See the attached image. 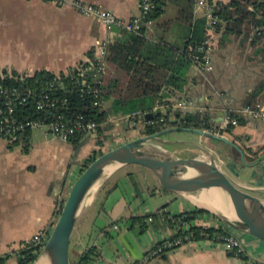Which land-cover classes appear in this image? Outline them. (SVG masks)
Returning <instances> with one entry per match:
<instances>
[{
	"label": "crops",
	"instance_id": "obj_1",
	"mask_svg": "<svg viewBox=\"0 0 264 264\" xmlns=\"http://www.w3.org/2000/svg\"><path fill=\"white\" fill-rule=\"evenodd\" d=\"M84 1L100 5L123 19L139 14L137 0ZM179 3V0H167L159 22L174 18ZM194 12L197 16L204 15L203 9H196L195 5ZM162 25L156 24L157 28L150 33H158L162 28L168 42L180 44L184 40L186 24L172 21L169 26ZM146 27L153 28V22ZM128 35L117 27L107 31L101 23L69 5L47 0H0V70L32 74L45 69L59 73L90 62L92 56H101L105 60V73L106 68L112 67L106 60L107 46ZM250 39L241 34L222 35L221 30L211 34L212 68L203 71L194 63L187 64L181 88L164 90L166 94L161 101H169L171 106L157 99L152 108L168 118H177L176 122L168 121L166 127L184 126L176 110L207 113L213 127L217 123L213 120L225 115L218 110L235 111L245 104L248 93L264 82V39L262 43ZM101 47L105 50L103 55L99 54ZM256 97L264 101V87ZM107 105L105 102L104 106ZM107 120L112 127L103 131L106 150L144 134V124L135 114L110 115ZM242 120L225 131L224 136L239 145L246 161L251 162L264 153V117H242ZM41 130L42 137L37 136L35 141L31 131L26 152L22 150V142H16L20 136L8 143L12 146L0 137V254L17 248L40 230L50 231L58 200L65 197L80 172L77 161L82 148L75 154L76 146L69 141H61L48 130ZM97 137L84 145H96ZM161 137L170 140L163 146L175 152L194 149L188 143L190 140L201 143L214 153L235 186L264 200V156L251 166L244 164L230 145L195 132L171 131ZM60 142L67 149L62 157L50 151ZM38 151L46 153L39 158ZM194 152L204 159L202 154ZM130 164L135 166L132 170L122 172L129 165L125 164L106 175L91 193L90 202L81 207L70 237V260L88 246H95L99 255L92 264H264V242L233 229L228 230L240 239L247 259L229 254L222 243L210 239L187 241L146 259L153 245L173 235L165 216L192 210L194 205L183 194L165 188L147 167ZM150 215L152 222L144 219L143 226L135 219ZM195 223L221 224L212 214L201 216ZM43 262L46 263L43 259L39 264ZM6 264H17L16 258L11 256Z\"/></svg>",
	"mask_w": 264,
	"mask_h": 264
},
{
	"label": "trees",
	"instance_id": "obj_2",
	"mask_svg": "<svg viewBox=\"0 0 264 264\" xmlns=\"http://www.w3.org/2000/svg\"><path fill=\"white\" fill-rule=\"evenodd\" d=\"M166 1L156 0V5L149 14L153 22V28L143 26L138 33L128 32L129 35L126 39L113 41L107 46L106 60L112 67L106 68V72L102 74L99 81L93 78L91 71L85 76V83H81L80 80L76 82L74 79H76L78 71L75 67H71L67 74L60 72V78H57L54 82L56 89L53 90V94L59 98L66 99L60 109L65 118L70 119L76 114H82L86 119L96 121L98 124L96 129L98 137L95 142L98 146L103 145L105 137L103 131H107L112 127L111 122L107 120L110 115L125 116L135 114L137 120L140 119L144 124V133L158 131L168 123L167 114L153 111L152 108L157 99L161 101L165 96V88H181L184 83L182 75L185 66L193 63L190 53L195 52L196 46L204 42L209 32L206 26V16H197L194 12V0H179L180 8L174 18L162 20V23H160L159 19L161 17L159 16L164 12ZM210 1L211 4L214 3L211 15L216 18V31L221 30L222 35L232 33L235 36L241 34L244 38L250 36V42L262 43V39H264V0ZM172 21L186 24L187 31L184 40L180 44L168 42L165 39V32L162 28H160L158 33L153 35L150 33L151 29L157 28L156 24L169 26ZM262 47L264 49V43H262ZM196 53L201 55V52ZM91 61L93 63L96 62V58L92 56ZM182 66L184 67L181 70ZM12 73L18 75L15 71ZM23 74L28 75L26 76V82L14 81L13 79H7L6 82L24 87L28 84L35 85L36 80L48 81L55 77L53 72L45 69L37 70L32 74ZM263 87L264 82H261L249 92L244 105H254V103L259 101L256 96ZM94 89H97L98 92H93ZM94 101H98V104H95ZM105 102H108L107 106H104ZM161 102L171 106L169 101ZM145 111L150 113L151 116L145 118L144 114L138 115L139 112ZM176 114L180 123L187 127L210 130L214 124L209 114L201 111L182 112L176 110ZM230 114L237 117L238 123L243 122L242 117L236 114L234 110H230ZM19 115L22 118L39 119L47 114L43 110L36 109L32 103L27 102L23 106V112L19 113ZM231 127L228 126L224 131H229ZM31 131V128H27L18 134L20 137L16 142H22L21 147L24 152L30 146ZM83 137L85 136L82 134H74L68 141L73 146H77ZM7 145L12 146V144L8 143ZM100 153L102 151H98V155ZM96 156L97 154L93 153L87 157L84 160V165L79 169L82 170ZM63 201L64 197L58 200L54 214L55 219L52 223L55 222ZM203 215L211 216L209 212L194 207L192 210L166 217L165 221L167 224L175 230V233L170 238L191 234L190 238L192 240H214L217 237L231 234L222 224L205 226L200 223H194L195 218L201 219ZM135 219L142 226L145 223V218L138 217ZM182 221H186L187 224L183 225ZM48 233L49 231H45L46 236ZM44 238L37 243L31 242L30 238L28 241L21 242L17 248L1 253L0 264H6V261L11 256L16 258L17 264H32L41 251ZM98 255L99 252L95 246H88L75 254L70 260V264H92ZM239 256L247 259L244 253Z\"/></svg>",
	"mask_w": 264,
	"mask_h": 264
},
{
	"label": "water",
	"instance_id": "obj_3",
	"mask_svg": "<svg viewBox=\"0 0 264 264\" xmlns=\"http://www.w3.org/2000/svg\"><path fill=\"white\" fill-rule=\"evenodd\" d=\"M218 112L225 114L226 110ZM150 116L151 114L147 113L145 117ZM220 119L213 121L218 122ZM176 120L175 117L168 119L170 123ZM171 131H190L222 141L236 149L241 161L251 166L257 164L264 156L263 153L254 161L247 162L243 149L225 136L203 128L181 125L163 126L158 131L138 135L105 150L80 170L72 181L48 237L32 264H38L43 259L46 264H70L72 229L83 206V200L88 195L91 196V185L102 175H108L107 169L112 172L130 163L150 169L165 188L183 194L194 207L203 209L219 219L225 228L245 232L264 242V224L258 222L261 220L264 223V200L235 186L214 153L201 143L190 140L188 143L194 149L187 148L182 152H175L163 146L170 140L163 139L161 135ZM97 135V132L85 135L77 144L75 154L89 139L96 138ZM194 151L202 154L205 159L196 157ZM206 182L215 188L221 202L220 208H215L204 194ZM239 202H243L244 206Z\"/></svg>",
	"mask_w": 264,
	"mask_h": 264
},
{
	"label": "built area",
	"instance_id": "obj_4",
	"mask_svg": "<svg viewBox=\"0 0 264 264\" xmlns=\"http://www.w3.org/2000/svg\"><path fill=\"white\" fill-rule=\"evenodd\" d=\"M59 5H69L74 8L78 13L92 17L97 22L101 23L107 31H111L114 27L123 29L127 32L138 33L143 26L151 23L149 14L153 11L156 0H137L139 6V14L130 19H123L117 17L112 11L103 8L100 5L86 2L84 0H47ZM196 9H203L206 16V26L209 32L208 37L201 45L196 46L195 52L190 53L192 62L203 71L210 70L212 68L211 63V34L215 31L216 18L211 15L213 10L210 0H194ZM104 48L101 47L99 54H104ZM196 52H201L198 55ZM88 65L78 64L74 67L78 73L74 81L85 83V76L92 71V76L96 81L102 77L105 71V60L103 57H97L96 62H88ZM65 74L67 71H63ZM55 77L51 80H36V84L25 85L20 87L17 85L8 84L7 79H13L14 81L26 82V76L24 74L14 75L10 71L0 70V137L4 138L7 143H12L17 140L18 134L27 128L31 129H46L54 137L61 141H68L74 134L88 135L92 132H96L97 123L93 119H86L82 114H76L73 118L67 119L60 111L64 105L65 98H59L53 94V90L56 89L55 80L60 78V72L54 73ZM81 78V79H80ZM39 82V83H38ZM93 92H98L94 89ZM53 94V95H52ZM27 102L32 103L36 109L46 112V116L39 119L22 118L19 113L23 112V106ZM98 104V101H94ZM236 114L241 117L261 118L264 117V101H257L254 105H242L239 109L235 110ZM238 124L237 117L230 114V110L226 111L225 115L208 130L215 134L224 136V130L228 126H235ZM170 215L165 216L168 218ZM200 218H195V221ZM146 222H152V216L145 218ZM183 225H186V221H182ZM173 229V228H172ZM174 230V229H173ZM175 233V230L173 234ZM49 234V233H48ZM45 232L40 230L34 233L30 239L31 242L37 243L44 238ZM44 238V242L47 239ZM191 234L184 236L169 237L160 243L153 245L145 255L146 259L158 256L165 251H168L180 244L191 241ZM215 242L222 243L229 254L239 256L244 253L243 245L240 239L229 234L216 239H210ZM136 264H142L138 262Z\"/></svg>",
	"mask_w": 264,
	"mask_h": 264
},
{
	"label": "rangeland",
	"instance_id": "obj_5",
	"mask_svg": "<svg viewBox=\"0 0 264 264\" xmlns=\"http://www.w3.org/2000/svg\"><path fill=\"white\" fill-rule=\"evenodd\" d=\"M134 126V125H133ZM135 126H136V123H135ZM43 130H41V129H32V141H35L37 138V136H40V137H42V134H41V132H42ZM108 140H110V138L108 139ZM106 143H108V142H106ZM96 144V143H95ZM81 152H80V156H78V163H79V168L81 167V166H83L84 165V160L87 158V157H89L91 154H97L98 155V151H105L106 149H107V147L105 146V144L103 145V146H98L97 144L96 145H94V146H87V145H83V146H81ZM50 151L53 153H55L58 157L59 156H64V154L66 153V151H67V149L65 148V145L64 144H62L61 142L60 143H58V144H56L55 146H53V147H51V149H50ZM96 151V152H95ZM38 152H40V151H38ZM74 152V151H73ZM44 153H46V151H44V152H40V153H38L37 154V157H39V158H42V155L44 154ZM201 159H203V158H201ZM205 159V158H204ZM133 167H135L134 165H132V164H129V165H126L124 168H122V172H125V171H129V170H132L133 169ZM106 175V174H105ZM105 175H102L101 176V178H100V180H99V182H98V184H97V186L100 184V182L103 180V178L105 177ZM20 245V244H19ZM11 263V262H10Z\"/></svg>",
	"mask_w": 264,
	"mask_h": 264
},
{
	"label": "bare ground",
	"instance_id": "obj_6",
	"mask_svg": "<svg viewBox=\"0 0 264 264\" xmlns=\"http://www.w3.org/2000/svg\"><path fill=\"white\" fill-rule=\"evenodd\" d=\"M198 157V156H196ZM199 158V157H198ZM201 159V158H199ZM115 170V169H114ZM111 171L110 169L106 170V173L109 174ZM100 178H97L94 183L91 185L89 192H93L97 186V183L99 181ZM204 194L206 195V197L211 201V203L213 204V206L215 208H220L221 207V202L220 199L215 191V188H212V186L206 182L205 188H204ZM90 196L88 195L82 202V205H85L88 201L90 202ZM241 206H244L243 202H239ZM259 223L264 224L261 220H258ZM41 262V261H40ZM39 264V263H38ZM44 264V262L42 263ZM46 264V263H45Z\"/></svg>",
	"mask_w": 264,
	"mask_h": 264
}]
</instances>
